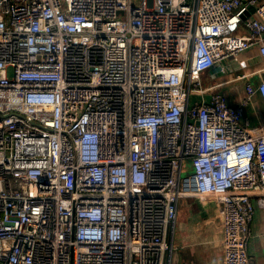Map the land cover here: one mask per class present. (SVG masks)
<instances>
[{
  "label": "built area",
  "instance_id": "2783aa9c",
  "mask_svg": "<svg viewBox=\"0 0 264 264\" xmlns=\"http://www.w3.org/2000/svg\"><path fill=\"white\" fill-rule=\"evenodd\" d=\"M254 47L264 0H0V264H163L183 197L250 264L264 78L234 107L205 76Z\"/></svg>",
  "mask_w": 264,
  "mask_h": 264
},
{
  "label": "crops",
  "instance_id": "0c3cea01",
  "mask_svg": "<svg viewBox=\"0 0 264 264\" xmlns=\"http://www.w3.org/2000/svg\"><path fill=\"white\" fill-rule=\"evenodd\" d=\"M207 74L206 84L220 93L230 106L240 107L246 86L256 88L264 78V59L257 48L232 57ZM241 122L251 135L264 134V106L258 95L243 104ZM250 264H264V209H257L251 224ZM167 242L163 264H222L217 203L208 197H183Z\"/></svg>",
  "mask_w": 264,
  "mask_h": 264
},
{
  "label": "rangeland",
  "instance_id": "374dc122",
  "mask_svg": "<svg viewBox=\"0 0 264 264\" xmlns=\"http://www.w3.org/2000/svg\"><path fill=\"white\" fill-rule=\"evenodd\" d=\"M9 73H10V71H9ZM188 172H189V166H188V169H187V171L185 173L188 174Z\"/></svg>",
  "mask_w": 264,
  "mask_h": 264
},
{
  "label": "water",
  "instance_id": "95a60500",
  "mask_svg": "<svg viewBox=\"0 0 264 264\" xmlns=\"http://www.w3.org/2000/svg\"><path fill=\"white\" fill-rule=\"evenodd\" d=\"M252 10V9H251Z\"/></svg>",
  "mask_w": 264,
  "mask_h": 264
}]
</instances>
